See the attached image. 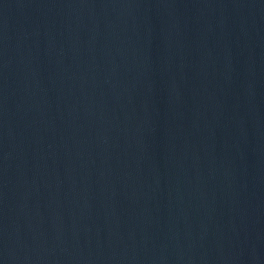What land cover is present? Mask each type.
Segmentation results:
<instances>
[{
	"label": "water",
	"instance_id": "95a60500",
	"mask_svg": "<svg viewBox=\"0 0 264 264\" xmlns=\"http://www.w3.org/2000/svg\"><path fill=\"white\" fill-rule=\"evenodd\" d=\"M0 264H264V0H0Z\"/></svg>",
	"mask_w": 264,
	"mask_h": 264
}]
</instances>
